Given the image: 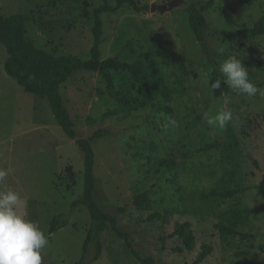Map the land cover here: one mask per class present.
Wrapping results in <instances>:
<instances>
[{"label":"rangeland","instance_id":"374dc122","mask_svg":"<svg viewBox=\"0 0 264 264\" xmlns=\"http://www.w3.org/2000/svg\"><path fill=\"white\" fill-rule=\"evenodd\" d=\"M135 1L147 10L126 5L102 15L101 57L143 61L139 79L110 70L112 90L102 72L78 71L61 86L78 138L103 132L93 141L95 200L116 217L141 257H153L157 264H195L203 244L212 245L213 252L200 264H264V199L257 189L264 177V96L249 98L230 89L225 105L209 87L210 74L222 76L220 63L235 55L264 90V36L243 34L264 17V0L252 6L215 0L204 12L203 43L186 8L209 0H185L166 13H152L151 5L170 0ZM106 3L115 6L117 0H0V10L5 17H27L26 38L37 48L86 61L94 41V10ZM8 57L0 44V168L11 169L0 190L18 192L26 201L19 211L47 237L42 264H78L92 222L86 206L71 209L84 193V153L64 133L48 100L26 93L6 74ZM221 108L231 109L233 120L214 131L204 113ZM165 160L175 163L166 166ZM224 190L237 195L202 198ZM145 193L150 201L138 209L134 198ZM239 208L250 209L249 220L238 227L239 235L223 239L216 225ZM167 211L169 223L149 220L152 213ZM58 215H66L68 225L50 234ZM185 222L196 246L177 252L182 243L171 233ZM101 238L102 256L92 264H140L112 228ZM95 254L91 245L87 261Z\"/></svg>","mask_w":264,"mask_h":264},{"label":"trees","instance_id":"16d2710c","mask_svg":"<svg viewBox=\"0 0 264 264\" xmlns=\"http://www.w3.org/2000/svg\"><path fill=\"white\" fill-rule=\"evenodd\" d=\"M75 3L80 0H66ZM259 0H239L243 5L252 6ZM130 6L135 11L147 10V6H140L135 0H117L115 6L107 3L94 10V26H93V46L90 50V59L82 60L71 55L53 56L42 49L37 48L32 42L26 38V23L27 17L22 14H15L5 17L0 10V44L4 45L8 52V59L5 63L6 74L16 80L18 85L29 94H32L40 99L48 100L52 112L63 129L64 133L74 140L77 146L82 150L85 157L84 171V193L83 196L74 201L71 205L72 211L77 207L84 205L87 207L91 216V226L88 230L87 238L83 245V255L78 264H92L100 259L103 253L102 234L112 228L115 233L125 241L126 245L131 249L132 255L140 264H157L153 257L143 258L134 248L130 235L123 232L118 227L116 217L106 213L95 200L96 192V177L95 169V151L93 141L102 137L103 132L97 131L88 139L78 138L75 122L73 121L63 99L61 86L75 72H102L109 84L110 89L114 90L113 77L108 72L110 70L128 71L136 79L144 71V62L137 60L133 63L120 61L116 58L103 60L101 57V45L103 42L104 24L102 15L105 13H114L124 6ZM215 0H209L204 6L198 7L194 3L187 6L189 15L190 27L201 43L205 40V30L208 28V22L204 15L207 9L213 8ZM246 37L256 38L264 36V17H262L253 28L243 31ZM216 79H221L222 84L219 90H214L217 98H223L221 93L228 94L229 88L223 83V77L216 72L210 74V83ZM121 96V93H118ZM174 161H163V165L170 166ZM262 198L264 199V177L258 184ZM237 195L235 190H224L222 192L212 191L208 194H203L202 198L220 197L222 199L234 198ZM150 201L149 196L145 194L136 195L134 204L138 209H141ZM250 209L239 208L233 209L224 215L223 219L216 225L221 237L227 239L239 235L238 227L244 225L250 216ZM171 212L167 211L164 214L152 213L149 220L160 219L165 223H169ZM68 225V217L66 215L55 216L51 222L49 233L54 234L59 229ZM172 237H177L182 245L175 250L177 252L192 251L196 246V236L189 222L179 223L175 226ZM246 238L245 235L242 236ZM94 245L95 256L92 261H87L90 246ZM213 252V246L203 244L201 253L197 257L195 264L202 263Z\"/></svg>","mask_w":264,"mask_h":264},{"label":"clouds","instance_id":"9594fccd","mask_svg":"<svg viewBox=\"0 0 264 264\" xmlns=\"http://www.w3.org/2000/svg\"><path fill=\"white\" fill-rule=\"evenodd\" d=\"M223 52V48L220 50ZM223 83L238 94L249 98L258 93L264 96V90L258 88L249 78V72L243 66L242 60L235 55L224 59L219 67ZM222 80L209 82L214 90L221 88ZM223 103L227 105L230 99L221 93ZM204 119L214 131L224 130L233 120L231 109H218L215 114L204 113ZM11 169L0 168V184L9 176ZM26 201L21 195L8 188L0 190V264H42V250L47 246L48 239L39 225L19 211L25 207Z\"/></svg>","mask_w":264,"mask_h":264},{"label":"water","instance_id":"95a60500","mask_svg":"<svg viewBox=\"0 0 264 264\" xmlns=\"http://www.w3.org/2000/svg\"><path fill=\"white\" fill-rule=\"evenodd\" d=\"M186 1L185 0H170L165 3L161 4H152L151 5V12L156 13V12H161V13H166L174 10L175 8L185 5Z\"/></svg>","mask_w":264,"mask_h":264}]
</instances>
